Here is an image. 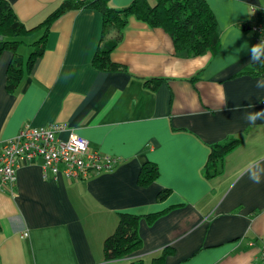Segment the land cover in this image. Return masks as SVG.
<instances>
[{"label":"crops","instance_id":"crops-1","mask_svg":"<svg viewBox=\"0 0 264 264\" xmlns=\"http://www.w3.org/2000/svg\"><path fill=\"white\" fill-rule=\"evenodd\" d=\"M61 1L9 0L27 27ZM206 2L217 21L214 55L177 52L164 29L131 15L110 52L123 68H95V51L117 31L103 34L102 16L92 8L69 10L50 24L45 50L13 92L6 89L12 53L1 52L0 140L25 121L63 123L61 137L72 130L120 160L84 178L52 176L41 159L24 162L14 184L0 187V264H151L161 253V264H261L264 180L253 183L248 170L264 167V119L250 124L244 117L264 110V88L256 86L264 80V62H250L258 44L251 25L260 17L251 6L264 7V0ZM40 33L19 45L23 62ZM173 70L181 75L166 74ZM149 78L159 79L154 88L145 85ZM230 138L239 142L223 156L221 172L206 175L211 145ZM145 162L158 174L143 186L137 178ZM118 212L139 216L142 244L105 261L103 242Z\"/></svg>","mask_w":264,"mask_h":264},{"label":"trees","instance_id":"trees-1","mask_svg":"<svg viewBox=\"0 0 264 264\" xmlns=\"http://www.w3.org/2000/svg\"><path fill=\"white\" fill-rule=\"evenodd\" d=\"M109 0H62L39 24L27 27L20 21L9 0H0V54L3 50L12 53L6 71V89L15 91L22 79L23 71L29 70L35 58L43 53L46 46V35L50 24L61 14L79 8H92L102 16V33L115 28L114 37L102 42L93 55L92 64L98 69L115 70L123 66L110 59V52L121 37V30L128 17L133 15L145 21L151 27L164 29L171 37L175 50L186 55H200L205 53L216 54L220 47L217 32V21L206 0H131L123 7L108 5ZM40 30V36L33 40L31 51L25 62L19 51V45L24 38ZM159 79L145 80L148 88H154ZM237 138L213 143L210 147V165L206 175H215L221 172V160L237 144ZM158 169L153 162H145L138 173V183L146 186L157 176ZM168 189L157 194V199L162 200L167 195ZM159 212L146 215L151 220ZM139 216L130 212H118V222L113 233L108 235L103 242L105 261L119 259L140 248L142 242L137 226ZM164 253L152 258L151 264H161ZM127 264H143L140 259L131 260Z\"/></svg>","mask_w":264,"mask_h":264},{"label":"built area","instance_id":"built-area-1","mask_svg":"<svg viewBox=\"0 0 264 264\" xmlns=\"http://www.w3.org/2000/svg\"><path fill=\"white\" fill-rule=\"evenodd\" d=\"M259 13V21L251 25L256 42L264 41V7L251 6ZM68 127L52 122L37 126L25 121L12 137L0 140V187H11L17 169L26 161L41 159L44 171L52 176L62 172L67 178H84L91 173L109 171L119 158L103 153L89 145L88 140L68 131L66 137L59 134ZM252 244V242H249ZM260 263L264 264V238L261 239Z\"/></svg>","mask_w":264,"mask_h":264},{"label":"clouds","instance_id":"clouds-1","mask_svg":"<svg viewBox=\"0 0 264 264\" xmlns=\"http://www.w3.org/2000/svg\"><path fill=\"white\" fill-rule=\"evenodd\" d=\"M262 57H264V41H261L260 43L254 45L251 47V58L250 62L252 63H258V62H264L262 60ZM172 77H178L181 75L179 71L173 70L170 73ZM258 88H264V80H260L257 82L256 85ZM221 101L224 100V97H219ZM250 124H254L259 119H264V110L260 111H254V112H248L244 117ZM248 176L249 179L256 184H259L264 180V167H261L259 171L252 169L248 170Z\"/></svg>","mask_w":264,"mask_h":264},{"label":"rangeland","instance_id":"rangeland-1","mask_svg":"<svg viewBox=\"0 0 264 264\" xmlns=\"http://www.w3.org/2000/svg\"><path fill=\"white\" fill-rule=\"evenodd\" d=\"M27 55H28V54H27ZM27 55H26V56H27Z\"/></svg>","mask_w":264,"mask_h":264},{"label":"water","instance_id":"water-1","mask_svg":"<svg viewBox=\"0 0 264 264\" xmlns=\"http://www.w3.org/2000/svg\"><path fill=\"white\" fill-rule=\"evenodd\" d=\"M0 38H1V36H0Z\"/></svg>","mask_w":264,"mask_h":264}]
</instances>
